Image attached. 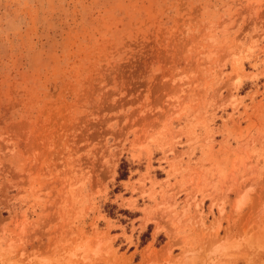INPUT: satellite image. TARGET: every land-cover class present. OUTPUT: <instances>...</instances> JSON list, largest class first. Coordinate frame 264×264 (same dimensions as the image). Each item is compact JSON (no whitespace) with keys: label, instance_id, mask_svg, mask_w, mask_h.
I'll return each mask as SVG.
<instances>
[{"label":"rangeland","instance_id":"374dc122","mask_svg":"<svg viewBox=\"0 0 264 264\" xmlns=\"http://www.w3.org/2000/svg\"><path fill=\"white\" fill-rule=\"evenodd\" d=\"M0 264H264V0H0Z\"/></svg>","mask_w":264,"mask_h":264},{"label":"trees","instance_id":"16d2710c","mask_svg":"<svg viewBox=\"0 0 264 264\" xmlns=\"http://www.w3.org/2000/svg\"><path fill=\"white\" fill-rule=\"evenodd\" d=\"M126 169L124 168V165L122 164V165H120V167H119V170H118V177H117V179H124V177H126ZM111 208V207H110ZM109 212H111V211H109ZM110 213H108V215H109ZM110 216H111V214H110ZM148 230H147V232L146 233H144L142 236H143V240H141V245H143L144 244V242L148 239Z\"/></svg>","mask_w":264,"mask_h":264}]
</instances>
